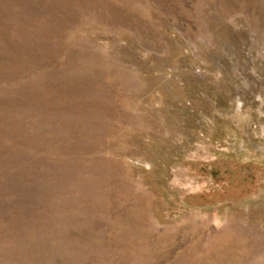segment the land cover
<instances>
[{"label":"rangeland","instance_id":"rangeland-1","mask_svg":"<svg viewBox=\"0 0 264 264\" xmlns=\"http://www.w3.org/2000/svg\"><path fill=\"white\" fill-rule=\"evenodd\" d=\"M0 264H264V0H0Z\"/></svg>","mask_w":264,"mask_h":264}]
</instances>
